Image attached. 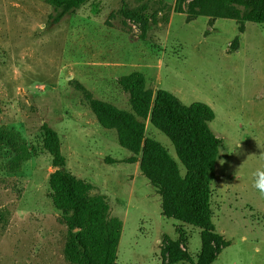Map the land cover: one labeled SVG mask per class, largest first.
<instances>
[{
    "label": "rangeland",
    "instance_id": "rangeland-1",
    "mask_svg": "<svg viewBox=\"0 0 264 264\" xmlns=\"http://www.w3.org/2000/svg\"><path fill=\"white\" fill-rule=\"evenodd\" d=\"M175 0H86L53 21L48 0H0V264H71L64 215L51 201L54 167L42 125L57 134L64 169L102 194L122 222L114 264H168L163 237L194 264L200 229L165 217L161 197L114 129L97 121L82 88L130 111L120 76L140 71L145 86L184 104L209 105L221 139L210 183L215 231L229 244L212 264H264V196L253 173L264 168V24L199 15L187 21ZM237 38V49L231 44ZM235 46V47H236ZM144 136L163 145L184 174L168 137L145 121Z\"/></svg>",
    "mask_w": 264,
    "mask_h": 264
},
{
    "label": "trees",
    "instance_id": "trees-1",
    "mask_svg": "<svg viewBox=\"0 0 264 264\" xmlns=\"http://www.w3.org/2000/svg\"><path fill=\"white\" fill-rule=\"evenodd\" d=\"M85 1L48 0L55 11L53 21H59ZM174 11L185 13L187 21L199 15L233 19L239 33L244 31L247 21L264 24V0H175ZM231 44L233 50L237 49L236 37ZM118 83L128 96L130 111L96 99L83 88L82 91L98 123L103 128L114 129L119 145L132 153L125 161L138 162L141 174L156 188L161 197L162 214L200 229L201 248L194 264H212L229 244L215 231L211 218L210 183L221 143L209 126L214 111L206 103L184 104L165 89L146 87L140 71L120 76ZM147 119L171 141L184 174L163 145L144 136ZM42 129L43 145L54 167L48 178L51 201L64 215L69 230L65 258L71 264H114L121 220L109 214L104 195L91 194V184L64 169L56 132L46 123ZM0 137L9 138L13 146L19 147L13 165L29 157L24 144L19 143L18 134L4 135L0 129ZM163 243L168 264L190 260L179 241L164 236Z\"/></svg>",
    "mask_w": 264,
    "mask_h": 264
},
{
    "label": "clouds",
    "instance_id": "clouds-1",
    "mask_svg": "<svg viewBox=\"0 0 264 264\" xmlns=\"http://www.w3.org/2000/svg\"><path fill=\"white\" fill-rule=\"evenodd\" d=\"M254 184L253 186L258 190V192L264 196V168H258L253 173Z\"/></svg>",
    "mask_w": 264,
    "mask_h": 264
}]
</instances>
